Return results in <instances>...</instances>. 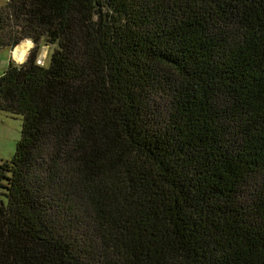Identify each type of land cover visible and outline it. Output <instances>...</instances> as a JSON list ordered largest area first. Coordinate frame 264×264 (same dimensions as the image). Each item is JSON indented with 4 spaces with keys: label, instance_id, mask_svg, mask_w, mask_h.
Returning <instances> with one entry per match:
<instances>
[{
    "label": "trees",
    "instance_id": "trees-1",
    "mask_svg": "<svg viewBox=\"0 0 264 264\" xmlns=\"http://www.w3.org/2000/svg\"><path fill=\"white\" fill-rule=\"evenodd\" d=\"M26 40L0 264H264V0H8Z\"/></svg>",
    "mask_w": 264,
    "mask_h": 264
},
{
    "label": "rangeland",
    "instance_id": "rangeland-1",
    "mask_svg": "<svg viewBox=\"0 0 264 264\" xmlns=\"http://www.w3.org/2000/svg\"><path fill=\"white\" fill-rule=\"evenodd\" d=\"M7 1L8 0H0V9L5 7ZM26 41L27 43H29V48L27 50L25 60L27 59L29 52L35 46L30 40ZM54 49L55 46H48L43 44L40 46L37 59L41 66H49V54H51ZM11 60L15 64H21L13 59L12 51H10V49L0 46V75H2L7 70L8 64ZM21 127V117H15L10 113L0 109V162H9L13 158L17 142L20 140Z\"/></svg>",
    "mask_w": 264,
    "mask_h": 264
},
{
    "label": "bare ground",
    "instance_id": "bare-ground-1",
    "mask_svg": "<svg viewBox=\"0 0 264 264\" xmlns=\"http://www.w3.org/2000/svg\"><path fill=\"white\" fill-rule=\"evenodd\" d=\"M28 48H29V43L22 42L20 45H18L16 48L13 49L12 51L13 59L18 63H22L26 58Z\"/></svg>",
    "mask_w": 264,
    "mask_h": 264
},
{
    "label": "built area",
    "instance_id": "built-area-1",
    "mask_svg": "<svg viewBox=\"0 0 264 264\" xmlns=\"http://www.w3.org/2000/svg\"><path fill=\"white\" fill-rule=\"evenodd\" d=\"M39 63V62H38Z\"/></svg>",
    "mask_w": 264,
    "mask_h": 264
},
{
    "label": "crops",
    "instance_id": "crops-1",
    "mask_svg": "<svg viewBox=\"0 0 264 264\" xmlns=\"http://www.w3.org/2000/svg\"><path fill=\"white\" fill-rule=\"evenodd\" d=\"M27 42V41H26Z\"/></svg>",
    "mask_w": 264,
    "mask_h": 264
}]
</instances>
